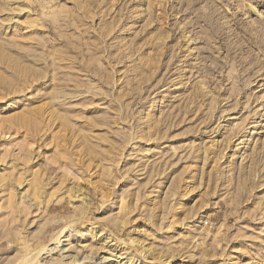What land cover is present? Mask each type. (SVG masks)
<instances>
[{"label": "rangeland", "instance_id": "374dc122", "mask_svg": "<svg viewBox=\"0 0 264 264\" xmlns=\"http://www.w3.org/2000/svg\"><path fill=\"white\" fill-rule=\"evenodd\" d=\"M0 264H264V0H0Z\"/></svg>", "mask_w": 264, "mask_h": 264}, {"label": "bare ground", "instance_id": "6f19581e", "mask_svg": "<svg viewBox=\"0 0 264 264\" xmlns=\"http://www.w3.org/2000/svg\"><path fill=\"white\" fill-rule=\"evenodd\" d=\"M84 199V198H83ZM58 236V235H57ZM57 239H58V237H56ZM58 241H60V240H58ZM59 243V242H58ZM100 245V244H99ZM42 249H45V247H42ZM124 249V248H123ZM98 250H101V248L98 246V247H96V251H98ZM122 250V249H121ZM85 257V256H84ZM103 257V259H105V258H107V257H104V256H102ZM110 257V256H109ZM88 258V257H87ZM106 260V259H105Z\"/></svg>", "mask_w": 264, "mask_h": 264}]
</instances>
